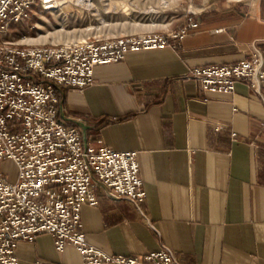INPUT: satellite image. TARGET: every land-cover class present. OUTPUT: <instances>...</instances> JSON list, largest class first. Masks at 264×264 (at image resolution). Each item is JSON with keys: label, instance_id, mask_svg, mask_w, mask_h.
<instances>
[{"label": "crops", "instance_id": "obj_1", "mask_svg": "<svg viewBox=\"0 0 264 264\" xmlns=\"http://www.w3.org/2000/svg\"><path fill=\"white\" fill-rule=\"evenodd\" d=\"M256 47L264 50V0L218 8L174 45L102 64L83 90L60 88L62 116L94 148L138 151L147 193L142 212L97 189L99 204L82 208L90 243L126 256L167 245L186 264H264V101L244 82L227 93L187 77L251 58ZM17 256L84 264L50 233L20 242Z\"/></svg>", "mask_w": 264, "mask_h": 264}, {"label": "built area", "instance_id": "obj_2", "mask_svg": "<svg viewBox=\"0 0 264 264\" xmlns=\"http://www.w3.org/2000/svg\"><path fill=\"white\" fill-rule=\"evenodd\" d=\"M55 0H0V164L19 168L10 180L0 170V264H19L17 247L50 233L59 251L77 247L84 264H186L167 245L147 255H116L86 239L82 208L97 206L100 189L112 201L126 200L142 212L147 199L138 151L94 148L76 125L60 117L58 89H85L95 69L131 51L159 49L184 38L191 22L171 36L149 34L111 41L23 46L10 28L30 17L37 3ZM203 90L234 93L244 82L264 101V50L234 65L197 67L187 73Z\"/></svg>", "mask_w": 264, "mask_h": 264}, {"label": "rangeland", "instance_id": "obj_3", "mask_svg": "<svg viewBox=\"0 0 264 264\" xmlns=\"http://www.w3.org/2000/svg\"><path fill=\"white\" fill-rule=\"evenodd\" d=\"M56 1L58 3L52 9H45L43 4L38 2L26 21L11 26L10 38L23 46H36L41 44H71L85 40L111 41L116 38H129V36L134 35L144 36L145 34L161 33L171 36L182 31L191 22H195L197 26L191 27L190 32L199 26L204 15L216 12L218 8L223 9L235 5L246 7L250 3L260 0ZM184 38L177 39L172 45ZM60 88L58 89L61 98L60 117L66 121L62 116L66 109ZM77 127L83 132L81 127ZM87 139L89 140V137ZM0 170L10 180H15L19 172L17 165L10 161L2 162Z\"/></svg>", "mask_w": 264, "mask_h": 264}, {"label": "bare ground", "instance_id": "obj_4", "mask_svg": "<svg viewBox=\"0 0 264 264\" xmlns=\"http://www.w3.org/2000/svg\"><path fill=\"white\" fill-rule=\"evenodd\" d=\"M57 3H58V1H56V0H55V3H54L55 5H54V6H56V5H57Z\"/></svg>", "mask_w": 264, "mask_h": 264}, {"label": "trees", "instance_id": "obj_5", "mask_svg": "<svg viewBox=\"0 0 264 264\" xmlns=\"http://www.w3.org/2000/svg\"><path fill=\"white\" fill-rule=\"evenodd\" d=\"M105 122V120L104 121H102V123H104Z\"/></svg>", "mask_w": 264, "mask_h": 264}]
</instances>
